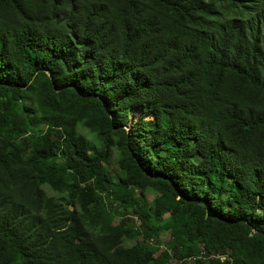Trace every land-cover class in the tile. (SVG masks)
Returning <instances> with one entry per match:
<instances>
[{"label": "trees", "instance_id": "1", "mask_svg": "<svg viewBox=\"0 0 264 264\" xmlns=\"http://www.w3.org/2000/svg\"><path fill=\"white\" fill-rule=\"evenodd\" d=\"M0 264H264V0H0Z\"/></svg>", "mask_w": 264, "mask_h": 264}, {"label": "rangeland", "instance_id": "2", "mask_svg": "<svg viewBox=\"0 0 264 264\" xmlns=\"http://www.w3.org/2000/svg\"><path fill=\"white\" fill-rule=\"evenodd\" d=\"M138 115V114H137ZM137 115L135 114V115H131V119H130V121H128V123L124 126V128H128V124H130V122H132L136 117H137ZM110 170H112V171H115V168H114V166L112 165V166H110ZM153 197V194L152 193H149V195H148V199H151ZM159 239H160V241L161 242H165L166 240H167V238H168V233L166 232H163V233H161L160 235H159V237H158Z\"/></svg>", "mask_w": 264, "mask_h": 264}]
</instances>
